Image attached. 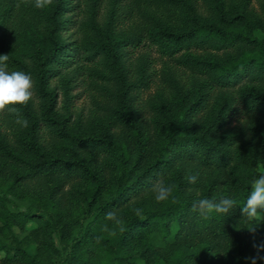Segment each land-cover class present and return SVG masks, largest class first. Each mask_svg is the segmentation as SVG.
Segmentation results:
<instances>
[{"label": "trees", "instance_id": "16d2710c", "mask_svg": "<svg viewBox=\"0 0 264 264\" xmlns=\"http://www.w3.org/2000/svg\"><path fill=\"white\" fill-rule=\"evenodd\" d=\"M0 55V264H264V0H0Z\"/></svg>", "mask_w": 264, "mask_h": 264}, {"label": "clouds", "instance_id": "9594fccd", "mask_svg": "<svg viewBox=\"0 0 264 264\" xmlns=\"http://www.w3.org/2000/svg\"><path fill=\"white\" fill-rule=\"evenodd\" d=\"M51 0H35V7L38 9L45 8ZM8 55H0V64L5 62ZM33 80L29 73L24 71H7L4 67H0V111L9 110L16 111L11 107L16 105H25L32 99ZM22 127H27L28 121L18 119ZM197 181V176L188 177V182L194 184ZM155 200L162 202L168 199L172 192V186L164 183H158L154 187ZM233 201L230 198H224L220 201H213L208 198H201L193 204V210L201 213L207 212H227L232 206ZM259 210V211H258ZM241 212L248 217H260L264 220V175L255 177L251 183L249 193L241 208ZM106 218L119 223L118 218L114 213L109 212ZM264 248V246H261ZM252 264H256V258H252Z\"/></svg>", "mask_w": 264, "mask_h": 264}, {"label": "rangeland", "instance_id": "374dc122", "mask_svg": "<svg viewBox=\"0 0 264 264\" xmlns=\"http://www.w3.org/2000/svg\"><path fill=\"white\" fill-rule=\"evenodd\" d=\"M254 6H255V8L257 9V5L254 4ZM256 36L259 37V38H263V34L260 33V32L256 33ZM156 69H158V67H156ZM149 94H150V95L153 94V91L146 92V93H144V94L141 95L142 103H143L144 99H145L146 97L149 96ZM79 104H80V103H79ZM20 205H21V207H23V209H25V208L28 206V204H27L26 202H21ZM259 218H260V217H259ZM35 228H36V225H35V223H33L32 221L26 223L25 226H24L25 232L32 231V230H34ZM14 232H15L16 234H20V231H19L18 229H15ZM0 259H3V255H2V254H0Z\"/></svg>", "mask_w": 264, "mask_h": 264}]
</instances>
